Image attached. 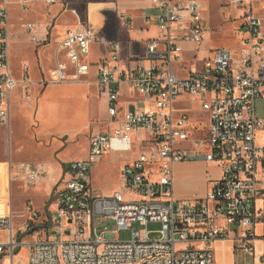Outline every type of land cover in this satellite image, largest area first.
I'll use <instances>...</instances> for the list:
<instances>
[{"label": "built area", "instance_id": "2783aa9c", "mask_svg": "<svg viewBox=\"0 0 264 264\" xmlns=\"http://www.w3.org/2000/svg\"><path fill=\"white\" fill-rule=\"evenodd\" d=\"M33 1L19 0L26 9ZM258 1L264 0H230L242 11L235 28L239 47L215 48L203 58L200 45L210 20L197 0H150L143 20L147 26L156 21L157 35L144 41V53L124 58L116 40L99 62L89 60L96 32L81 25L73 10L80 25L67 30L59 43L51 81L96 84L110 121L92 132L87 158L64 167L50 204L56 203L55 213L50 206L40 211L29 203L19 225L12 210L0 216V230L7 233L0 240V264H21L15 254L22 247L28 250V264H216L213 244L230 236V226L240 248L255 253L256 225L264 227V117L255 106L264 98V16L256 9ZM8 5V0L0 5V125L10 123L16 91L31 84L28 63L21 78L11 67ZM120 16L126 26L133 22L126 12ZM23 26L31 34L37 29L35 23ZM32 41L39 42L36 36ZM199 95L205 96L201 109L208 119L203 138L193 133L201 109L177 106ZM134 130L145 133L135 158ZM108 152L129 157L121 170L124 187L101 195L93 188L91 168ZM199 159L220 161L222 176L203 198H176L174 165ZM49 175L45 163L11 165L12 180L27 188ZM106 217L115 221L114 230L135 222L142 228L127 241L107 237L97 230L98 219ZM149 223H160L163 236L151 239ZM54 226L69 238L51 239Z\"/></svg>", "mask_w": 264, "mask_h": 264}, {"label": "rangeland", "instance_id": "374dc122", "mask_svg": "<svg viewBox=\"0 0 264 264\" xmlns=\"http://www.w3.org/2000/svg\"><path fill=\"white\" fill-rule=\"evenodd\" d=\"M61 1L66 5L65 8L77 11L82 19L81 25L92 28L96 32L97 37L92 45L90 61L96 62L101 56L107 57L110 43L116 40L123 45L124 54L128 52L142 55L144 53L143 38L151 33H138L135 30L136 25L143 24L142 11L132 16V25L124 24L120 12L127 0ZM198 1L204 17L210 20V29L205 33L204 42L200 45V58L215 48H238L240 41L235 28L241 20L242 11L231 5L230 0ZM8 2L11 67L13 73L21 78L23 65L28 63L31 84L26 89L22 87L21 90L16 91L12 100L10 123L0 125V206L3 204L9 206L11 203L14 209L27 211L29 203L33 202L37 207L47 200L44 198L49 195L51 183L44 181L32 188H27L20 181L12 180L11 165L24 161L45 162L52 167L51 175L60 181L64 176V167L68 169L71 163L87 158L92 132L98 128L102 130L106 128L110 118L105 98L99 97L93 82H88V79L84 82L54 83L51 81L56 67V50L60 40L55 39L53 34L51 42L46 41L48 37L50 38L51 28L55 24L50 21V16L59 9L61 2L47 5L44 0H35L30 4L29 9L21 5L19 0H8ZM4 4L5 0H0V5ZM229 17L231 19L228 20ZM59 21L80 25L77 17L69 9L63 13ZM28 23L37 25L33 34L23 26ZM152 26L157 28L156 21H153ZM33 36H36L38 43L32 41ZM129 43L132 44L131 48H128ZM192 67L196 69L195 64H192ZM45 82L48 83L45 84ZM188 98L194 102L196 108L201 109V102L205 96H189ZM255 106L257 115L264 117V98L257 99ZM198 117L194 123L193 133L196 137L203 138L207 135L205 129L203 130L208 126L207 114L201 109ZM131 137L135 147L132 157L135 158L140 148V139L145 138V133L134 130ZM199 150L208 151L209 148ZM120 156L128 158L129 154L108 152L100 162L93 164L92 185L96 193L108 195L124 187V180L120 173ZM205 162L207 163L202 173L195 176V179H185L187 182L183 179L185 185L201 186L205 180L210 183L211 188L213 180L222 176L223 165L220 161L205 160ZM62 187L63 184L60 183L59 189ZM185 187L188 188V186ZM194 192L199 193V188H196ZM189 197L191 198H187L188 200H194L193 196ZM10 209L6 207L2 210L7 213ZM49 211L55 213V202L50 206ZM114 226L115 221L110 217L98 219L97 230L100 234L106 232L104 236L115 237L121 241L131 239L133 231L142 228V225L137 222L128 228L118 230H114ZM148 228L151 231L149 236L151 239L163 236L160 232V223H149ZM234 229L230 226L231 232ZM261 229L259 225H256V235ZM51 232H57L50 235L51 239L69 238V234L63 235L57 226H54ZM23 237L24 233H20L19 238ZM5 239L6 234L0 232V240ZM213 247L216 264H220L217 244L214 243ZM27 256V248L22 247L15 254V263L28 264ZM254 261H248L246 264H264L261 258L260 263L255 259ZM1 264H11V261L6 260Z\"/></svg>", "mask_w": 264, "mask_h": 264}, {"label": "crops", "instance_id": "0c3cea01", "mask_svg": "<svg viewBox=\"0 0 264 264\" xmlns=\"http://www.w3.org/2000/svg\"><path fill=\"white\" fill-rule=\"evenodd\" d=\"M60 2H61V4H60L59 9H56L53 12V14H51V16H50V21H52V23L55 22V24L53 25V28H51L52 31H50V34H49L50 38L48 37V40L46 41L47 43L51 42V38H52L53 34H54V38L59 39L61 42L65 38L67 30L76 29L78 27L77 24L72 25L73 23H71V22L62 23L59 21V19L62 17V15L65 11H68V9H69V10H72V13L74 14L73 10H75V9L65 8L66 5L64 3H62V1H60ZM256 5H257V7H256L257 11L262 16H264V1H258ZM62 7H63V10H62ZM149 7H150V0H127L126 2H124L123 6L121 7V12H126L130 16H135V15H137L136 13H139L140 11H142L141 18H142L143 24H141L139 26L136 25L135 30L138 33H148V34L151 33L147 37H144L143 40H147L148 38H152V37H155L157 35V28H154L152 26V24H151V26H147L143 20V14L149 13L151 11L149 9ZM241 14H242V12H241ZM229 19H231V17H229L228 20ZM132 23L130 25H132ZM122 47H123V45H122ZM131 47H132V44L129 43L128 48H131ZM130 55H131V53L127 52L126 54H124V52H123L124 58H126ZM138 55H140V54L138 53ZM102 58H104V57L101 56L100 59L96 62H99ZM96 88H97V86H96ZM97 94H98V90H97ZM12 106H13V104H12ZM177 106L183 107V108H192V107L196 108V105L194 104V102L191 101V99H189V98L181 99L177 103ZM194 115H196V114H194ZM97 130H102V129L98 128L94 131H97ZM89 149H90V147H89ZM125 160H126V158L120 156V159H119V162H121L120 173H121V170H122V167L124 165ZM40 163H45V162H40ZM206 163L207 162H205V160L200 159V160H189V161L178 162L174 165L173 191H174V195L176 198L187 199V198H191L189 196H193L194 199H196V198H203L206 195L207 191L210 189V183L206 182L205 180L203 181L201 186H197V185L195 186L194 184L189 186V185H185V183L183 182V179L184 180L185 179L189 180L190 178L195 179V176L202 173V170L205 167ZM45 164H47V163H45ZM48 166L50 167V170H52V167L50 165H48ZM51 172L52 171H50V175H51ZM219 178H215V180H213V183L216 180H218ZM57 180L58 179L52 175L50 176V178L45 180L46 182L49 181L51 183L50 192H49V195H47L46 198H44V200L45 199H47V200L44 203H42L41 206L36 207L33 204V202H31L36 209H38L40 211H42L43 209H46V207L48 206V204H47L48 201L51 200V194H52V191L57 184ZM185 186H188V188ZM196 188H199V193L194 192V190H196ZM0 194H1V192H0ZM6 207L8 208V210L11 208L10 211L12 210L15 213V215L17 216L15 218V222H16V224L19 225L21 223V221L24 219V216H22V213H24L25 211L20 210V209H18V210L14 209L13 204H11V203L9 206H6V204H3L2 206H0V216L8 214L10 212V211H8L7 213H5L4 210H2ZM18 219L20 220V222L18 221ZM259 226L262 229L258 233V238L254 240L255 253H248V252H245L244 250H242L240 248V243H239L238 237L236 236V234L234 232H232L228 238L216 241L215 243L217 244V247H218V260H219L220 264H246V262L254 261V259L257 260L258 263H260L259 260H260L261 256L264 255V227L262 225H259ZM0 232L5 233L6 237H7L6 231L0 230ZM5 240H1V241H5Z\"/></svg>", "mask_w": 264, "mask_h": 264}, {"label": "water", "instance_id": "95a60500", "mask_svg": "<svg viewBox=\"0 0 264 264\" xmlns=\"http://www.w3.org/2000/svg\"><path fill=\"white\" fill-rule=\"evenodd\" d=\"M58 188V185H56L55 186V188L53 189V191H52V194H51V200H50V202H49V204H48V206L46 207V211L48 210V208H49V206H50V204L52 203V201L56 198V195H54V193H55V191H56V189ZM34 229L35 228H33V229H31V230H29V232L28 233H31V232H33L34 231Z\"/></svg>", "mask_w": 264, "mask_h": 264}]
</instances>
